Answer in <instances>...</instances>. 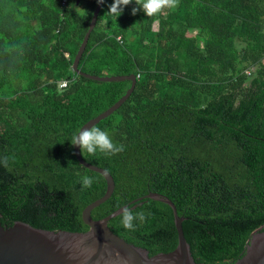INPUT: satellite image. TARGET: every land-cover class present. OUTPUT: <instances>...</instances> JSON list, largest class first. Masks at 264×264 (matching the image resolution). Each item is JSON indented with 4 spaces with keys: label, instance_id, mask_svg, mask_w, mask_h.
Here are the masks:
<instances>
[{
    "label": "trees",
    "instance_id": "1",
    "mask_svg": "<svg viewBox=\"0 0 264 264\" xmlns=\"http://www.w3.org/2000/svg\"><path fill=\"white\" fill-rule=\"evenodd\" d=\"M105 0L78 69L136 76L127 100L94 126L122 150L82 158L113 177L100 219L156 192L183 216L196 262L232 264L264 227V0H177L155 16L115 18ZM96 0H0V222L85 231L83 208L106 190L75 157L73 134L130 87L72 70ZM246 71H249L247 73ZM67 85L59 88L60 80ZM83 176L93 178L88 188ZM125 229L149 255L177 244L169 205L150 198Z\"/></svg>",
    "mask_w": 264,
    "mask_h": 264
},
{
    "label": "water",
    "instance_id": "2",
    "mask_svg": "<svg viewBox=\"0 0 264 264\" xmlns=\"http://www.w3.org/2000/svg\"><path fill=\"white\" fill-rule=\"evenodd\" d=\"M100 8L101 5L96 4L88 28L73 58L72 70L92 80L103 82L129 80L131 85L117 101L81 127L94 126L112 114L127 100L136 83V76L133 74L92 75L78 69L79 60L96 24ZM73 150L82 166L101 174L106 182L105 193L86 205L81 212L82 221L88 229L85 231L50 230L34 227L22 221H14L10 226L2 225L0 222V264H204L196 262L192 256L190 245L182 230L184 217L177 214L174 203L162 194L150 191L100 219H93L92 209L111 196L115 186L114 180L104 168L85 161L78 146L73 145ZM147 198L166 203L172 210L177 244L171 251L149 255L146 248L125 241L108 226L111 218L121 214L122 208L134 209ZM232 264H264V227L250 234L242 256Z\"/></svg>",
    "mask_w": 264,
    "mask_h": 264
},
{
    "label": "clouds",
    "instance_id": "3",
    "mask_svg": "<svg viewBox=\"0 0 264 264\" xmlns=\"http://www.w3.org/2000/svg\"><path fill=\"white\" fill-rule=\"evenodd\" d=\"M98 5H103L105 0H96ZM177 0H112L108 5L107 11L111 16L117 18L121 15L124 7H131V14L135 15L138 11H142L146 16H155L164 9L174 10ZM70 144L78 146L80 151L83 149L90 155L103 154L104 156L115 155L122 150L121 146L113 142L111 133L97 126L81 127L76 131ZM93 178L90 176L81 177L80 183L83 188H88L93 184ZM121 223L125 229H133L135 227L133 221H143V213H135L124 207L120 210Z\"/></svg>",
    "mask_w": 264,
    "mask_h": 264
},
{
    "label": "built area",
    "instance_id": "4",
    "mask_svg": "<svg viewBox=\"0 0 264 264\" xmlns=\"http://www.w3.org/2000/svg\"><path fill=\"white\" fill-rule=\"evenodd\" d=\"M247 73H249V71H246ZM58 85H59V88H63V87H65L66 85H67V80H60L59 82H58Z\"/></svg>",
    "mask_w": 264,
    "mask_h": 264
}]
</instances>
